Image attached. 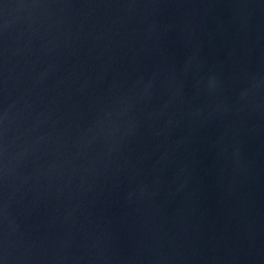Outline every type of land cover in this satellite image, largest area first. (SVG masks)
Wrapping results in <instances>:
<instances>
[{
  "label": "water",
  "instance_id": "1",
  "mask_svg": "<svg viewBox=\"0 0 264 264\" xmlns=\"http://www.w3.org/2000/svg\"><path fill=\"white\" fill-rule=\"evenodd\" d=\"M0 264H264V0H0Z\"/></svg>",
  "mask_w": 264,
  "mask_h": 264
}]
</instances>
